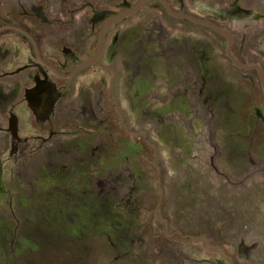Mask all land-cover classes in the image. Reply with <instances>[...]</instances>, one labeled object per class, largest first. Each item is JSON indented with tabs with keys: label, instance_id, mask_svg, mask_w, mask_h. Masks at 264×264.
I'll use <instances>...</instances> for the list:
<instances>
[{
	"label": "rangeland",
	"instance_id": "374dc122",
	"mask_svg": "<svg viewBox=\"0 0 264 264\" xmlns=\"http://www.w3.org/2000/svg\"><path fill=\"white\" fill-rule=\"evenodd\" d=\"M13 1L43 14L41 0L37 7L35 0ZM96 1L113 13L136 3ZM172 1L230 31L238 59L240 49L264 71V0ZM156 4L116 26L98 64L104 70L77 78L67 113L54 112V81L45 77L51 103L39 102L37 110L29 104L40 132L31 125L26 135L37 148L16 152L22 127L15 117L7 131L0 126V141L14 151H0V264H264V92L257 73L232 66L215 31L169 18ZM78 34L90 38L82 28ZM64 36L56 47L79 43ZM90 45L95 51L96 36ZM248 47L262 57L247 58ZM41 52L49 61L55 55L48 44ZM90 53L83 44L79 55ZM13 61L24 64V55ZM105 69L116 70L112 92L134 141L120 119L105 115L112 77ZM38 92L41 100L48 93ZM10 96L0 84V108Z\"/></svg>",
	"mask_w": 264,
	"mask_h": 264
},
{
	"label": "flooded vegetation",
	"instance_id": "af4514ba",
	"mask_svg": "<svg viewBox=\"0 0 264 264\" xmlns=\"http://www.w3.org/2000/svg\"><path fill=\"white\" fill-rule=\"evenodd\" d=\"M56 1L57 0H41L43 14H40L37 12L33 13L34 11L30 10L29 6H24V5L18 6L17 4H15L13 0H0V84H2L5 87L6 93H11V96L9 98V103L6 104L4 107L0 108V126L1 129L4 127L5 131H7V127L9 125L8 121L11 120V117H15L17 120H20L22 124V125L20 124V127H22V133H20L19 136L17 135V138L18 140H21L20 141L21 144L14 147L17 149L16 152L22 153V151L29 150V149H25L26 147L32 148L30 151H33L35 148H37V146L34 144L28 146V144L30 143V138L26 134L30 130H34L33 126H31L34 124L32 122L33 114L29 108V104L33 106L35 110H37L36 108L37 106H35V104L38 105L39 102H44L45 104L51 103V98L49 96L52 97V95L49 89L50 86L49 80H46L45 77L47 76L49 78L51 77V79L54 81L53 82V85L55 86L54 87L55 91L53 94L54 112L57 109L61 112L67 113V111L64 109L68 106L70 100L73 98V90L75 89V83L77 81V78L83 72H86L91 68H98L99 70H104L100 68L98 64L106 50L105 47L109 36L120 22H122L124 19L136 16L143 8V6L150 1H155L157 3L156 6H160L163 9V11L168 15L169 18L178 20V18H175L169 14L166 7L160 0H148L145 4L141 6V8L135 14L127 18H122L119 21L110 25V27L104 33L102 50L96 62L90 66H87L86 68L77 71L83 64L89 62L96 54L99 46V40L106 26L111 22H113V20L116 18L118 14L125 13L131 10L134 6L138 4L140 0H136V3L134 5L126 4L123 11L115 12V13L109 11L108 7L110 6L103 7L101 5V2L96 0H75L78 1L75 4L69 2L68 0H61L59 2ZM165 1L167 2L169 8L174 14H181L182 12H184L189 16L197 18L196 16L190 14L185 6L182 7L181 9H178L172 0H165ZM38 2L39 0H35L36 7L38 6L37 4ZM56 3H59L60 8H56L55 6ZM97 6L99 7V10H97ZM172 6H174V8ZM262 17L264 18V15ZM86 20H87V24H85ZM179 20H183V19H179ZM204 21H208L210 23L215 24L216 26L227 31L231 35L232 37L231 54L243 68H247V69L240 68L234 64V62L227 55V48L229 45L227 38H225L223 35L218 33L216 30L210 28L225 40L226 56L228 60L231 62L232 66L238 68L239 70L255 71L258 76V81L260 82L262 90L264 92L260 79V73L254 66L259 67L262 70L263 75H264V71L259 64L251 63L248 58V57L261 58L262 57L261 53H256V54L251 53L248 47L247 53L249 55L247 56L248 61H246L245 57L242 56V54H240L241 50L239 49L238 55H240V57L242 58V61H240L238 57L233 53V46L236 41L234 35L230 31L221 27L218 23H214L210 20H204ZM65 26H68V28L62 29V27ZM99 27H101V30L97 36L96 31L98 30ZM48 28H54V29H52L51 32H48L49 30ZM81 28L87 31L88 35L90 34V38H88V40L86 41H84L78 34V31ZM244 33L245 36H247V32ZM61 35L68 36L67 39L69 40H72L75 37L79 41V43L68 46L66 49L56 47V45H58V40L60 39ZM95 36L97 37V46L95 51L92 52L90 42H94ZM33 41L35 42L36 46L33 43ZM23 43L25 44L27 43L28 45L26 44L27 46L24 47ZM40 44L41 45L48 44L49 47L52 49V51L55 53V55L53 54L51 56L52 61H49L43 57ZM83 44L88 46L91 53L88 57L86 56L82 58L79 54L81 52V47ZM18 53L24 55L25 63L16 67L14 66L15 63L13 60ZM105 70L109 71L112 76L109 86V92H108V99L111 104L109 105L110 108L107 107L105 109L106 110L105 115L107 118L117 117L118 119H120L121 124L123 126L124 134L126 136L131 137V139L134 141L135 134H133L127 122V117L125 113L120 108L118 97L114 96L112 92L113 86L115 91V79L117 76L116 70L114 72L108 69ZM38 91L48 92L47 95L45 96L46 98L44 97V100L43 99L41 100ZM26 94H27V98L25 97ZM67 96H71V97L67 98ZM15 103H17V105H20V107L22 108L20 113L19 110L13 109ZM66 121L68 122L67 118ZM52 125L55 126L54 124L50 123L48 130L46 132L47 134L52 133V130L50 128ZM72 125L73 128L79 127L74 124ZM29 126H31L30 130H29ZM25 127L26 130L24 132ZM35 128L38 129L36 126ZM79 129L82 130V128L80 127ZM35 131L37 133L40 132L39 129L38 131L37 130ZM97 131L99 130L96 129L95 131H88V132H97ZM0 135L3 136L5 134H0ZM58 136L60 137L62 136V134ZM85 137L88 141H90L86 135ZM36 139L38 140L36 142L41 141L43 143V147H47L49 144L47 140L45 141L43 139L39 140L40 139L39 134L36 136ZM23 141H26V143L22 144ZM0 144H2L1 141ZM5 145L6 143H3L2 146H0V151L3 149L7 151H13V147L11 150L9 147ZM158 210L159 207L155 212H157Z\"/></svg>",
	"mask_w": 264,
	"mask_h": 264
},
{
	"label": "water",
	"instance_id": "95a60500",
	"mask_svg": "<svg viewBox=\"0 0 264 264\" xmlns=\"http://www.w3.org/2000/svg\"><path fill=\"white\" fill-rule=\"evenodd\" d=\"M147 1H148V0H140V1L138 2V4H137L136 6H134L131 10H129V11L125 12V13L118 14V15L116 16V18L113 20V22H111L110 24H108V25L106 26V28L104 29V31H103V33H102V35H101V38H100V40H99V46H98V49H97L96 54L93 56V58H92L89 62H87L86 64H83V65H82L77 71H79V70H81V69H83V68H86L87 66H90V65H92V64H94V63L96 62V60H97V58H98V56L100 55L101 50H102L103 40H104V33H105V31L110 27V25H112L113 23L119 21V20L122 19V18H127V17H129V16L135 14V13L141 8V6H142L143 4H145ZM160 1L164 4V6L166 7L167 11L169 12V14H170L171 16H173V17H175V18H178V19L187 20V21L193 22V23L198 24V25H201V26H205V27H208V28H212V29L216 30L218 33H220L221 35H223L225 38H227V40H228V42H229V45H228V48H227V55H228V57L234 62V64H235L236 66H238V67H240V68H243V67H242V66H241V65L235 60V58H234V57L232 56V54H231L232 37H231V35H230L227 31H225V30L219 28L218 26H216V25L213 24V23H210V22H208V21L200 20V19H198V18H195V17L189 16V15L185 14L184 12H182L181 14H174V13L171 11V9L169 8V6H168V4H167V2H166L165 0H160ZM33 43L35 44L34 41H33ZM35 46H36V44H35ZM254 67H255V68L259 71V73H260V79H261V83H262V86H263V89H264V75H263V72H262V70H261L259 67H257V66H254ZM243 69H247V68H243ZM77 71H76V72H77ZM55 72H56V71H55ZM56 74H58V73H56Z\"/></svg>",
	"mask_w": 264,
	"mask_h": 264
}]
</instances>
